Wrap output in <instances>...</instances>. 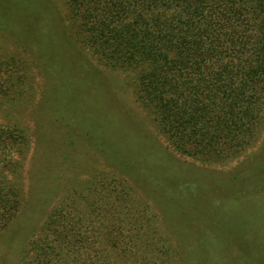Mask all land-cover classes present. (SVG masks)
<instances>
[{"label":"rangeland","instance_id":"374dc122","mask_svg":"<svg viewBox=\"0 0 264 264\" xmlns=\"http://www.w3.org/2000/svg\"><path fill=\"white\" fill-rule=\"evenodd\" d=\"M68 11L67 0H0V127L23 134L2 151L13 158V192L26 197L0 230V264L30 257L29 240L59 205L81 225L102 229L107 219L142 246L128 251L129 264L135 255L264 264V118L244 146L221 155L178 147L137 97L133 73L71 34Z\"/></svg>","mask_w":264,"mask_h":264},{"label":"trees","instance_id":"16d2710c","mask_svg":"<svg viewBox=\"0 0 264 264\" xmlns=\"http://www.w3.org/2000/svg\"><path fill=\"white\" fill-rule=\"evenodd\" d=\"M67 2L71 34L111 66L133 73L137 97L178 147L221 155L244 146L259 128L264 0ZM22 135L0 127V230L9 229L26 204L18 188L13 192V158L2 151H13ZM65 210L59 205L46 213L28 242L30 257L20 264H129L128 251L141 252L142 246L118 237L119 227L107 219L98 229L85 218L88 225H81L73 207ZM43 214L40 209L38 217ZM87 214L96 218L92 208ZM135 256L130 264H149Z\"/></svg>","mask_w":264,"mask_h":264},{"label":"bare ground","instance_id":"6f19581e","mask_svg":"<svg viewBox=\"0 0 264 264\" xmlns=\"http://www.w3.org/2000/svg\"><path fill=\"white\" fill-rule=\"evenodd\" d=\"M134 144V143H133ZM148 147V146H147ZM147 149V148H146ZM138 158V157H137ZM150 165V164H149ZM152 166V165H151ZM152 168V167H151ZM156 169V168H155ZM157 170V169H156ZM156 172V171H155Z\"/></svg>","mask_w":264,"mask_h":264}]
</instances>
